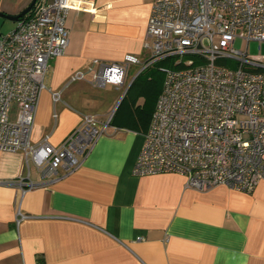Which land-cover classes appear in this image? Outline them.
I'll return each instance as SVG.
<instances>
[{"label": "crops", "instance_id": "obj_1", "mask_svg": "<svg viewBox=\"0 0 264 264\" xmlns=\"http://www.w3.org/2000/svg\"><path fill=\"white\" fill-rule=\"evenodd\" d=\"M30 2L0 0V11L14 15ZM72 2L82 9L66 17L68 45L49 61L30 143L47 137L58 146L83 114L107 128L75 170L61 167L47 182L22 151H0V264H264V179L249 191L196 190L178 173L134 175L148 128L129 111V98L120 105L129 68L109 90L69 81L93 59L131 54L142 67L152 0ZM18 178L35 186L22 193ZM18 212L29 218L17 224Z\"/></svg>", "mask_w": 264, "mask_h": 264}, {"label": "built area", "instance_id": "obj_2", "mask_svg": "<svg viewBox=\"0 0 264 264\" xmlns=\"http://www.w3.org/2000/svg\"><path fill=\"white\" fill-rule=\"evenodd\" d=\"M73 8L82 9L72 0H35L14 29L0 35V151H22L44 182L61 167L75 170L108 124L83 114L58 146L47 137L30 143L48 64L68 45L65 21ZM236 38L264 42V0H152L144 47L149 61L170 57L172 66L164 71L134 175L178 173L196 190L249 191L264 179V56L236 50ZM138 63L131 54L119 62L93 59L69 81L118 87ZM51 97L58 101L60 93ZM15 184L22 193L35 186L22 178ZM27 218L18 212L16 223Z\"/></svg>", "mask_w": 264, "mask_h": 264}, {"label": "trees", "instance_id": "obj_3", "mask_svg": "<svg viewBox=\"0 0 264 264\" xmlns=\"http://www.w3.org/2000/svg\"><path fill=\"white\" fill-rule=\"evenodd\" d=\"M172 66L170 57L158 58L152 61L147 60L143 68L136 74L131 81L126 94L121 102L124 105L129 98V111L136 120L143 121L148 128L150 119L155 108L156 100L162 90L164 71ZM141 99V103L137 101ZM147 130V129H146Z\"/></svg>", "mask_w": 264, "mask_h": 264}, {"label": "rangeland", "instance_id": "obj_4", "mask_svg": "<svg viewBox=\"0 0 264 264\" xmlns=\"http://www.w3.org/2000/svg\"><path fill=\"white\" fill-rule=\"evenodd\" d=\"M15 22H12L4 17L0 16V35L6 34L10 32L11 26H13ZM233 47L241 52H246L248 56H264V42H257V41H249L245 42V40L241 38H236L233 42ZM139 65H131L129 66V85L136 74L142 69ZM164 82V78H163ZM162 82V86H163ZM111 87L110 85L105 87V90H109ZM16 105L15 103L11 104L10 107V119L13 120L15 117L16 112Z\"/></svg>", "mask_w": 264, "mask_h": 264}, {"label": "water", "instance_id": "obj_5", "mask_svg": "<svg viewBox=\"0 0 264 264\" xmlns=\"http://www.w3.org/2000/svg\"><path fill=\"white\" fill-rule=\"evenodd\" d=\"M34 3H35V0H31V2L23 10H21L19 13L14 14V15L6 14V13L0 11V16L4 17V18H6L12 22H17L19 19L24 17L28 12H30Z\"/></svg>", "mask_w": 264, "mask_h": 264}]
</instances>
